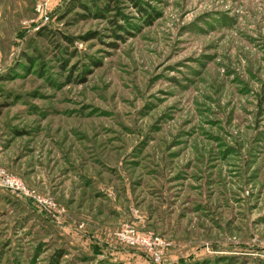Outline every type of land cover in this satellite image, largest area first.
I'll use <instances>...</instances> for the list:
<instances>
[{"label":"rangeland","instance_id":"rangeland-1","mask_svg":"<svg viewBox=\"0 0 264 264\" xmlns=\"http://www.w3.org/2000/svg\"><path fill=\"white\" fill-rule=\"evenodd\" d=\"M0 168V264H264V0H0Z\"/></svg>","mask_w":264,"mask_h":264},{"label":"built area","instance_id":"built-area-1","mask_svg":"<svg viewBox=\"0 0 264 264\" xmlns=\"http://www.w3.org/2000/svg\"><path fill=\"white\" fill-rule=\"evenodd\" d=\"M0 188L23 194L34 196V191L29 189L23 181L3 168H0ZM116 240L129 248L144 250L153 263H159L165 249L170 243L158 234L137 230L132 224H123L115 231Z\"/></svg>","mask_w":264,"mask_h":264}]
</instances>
